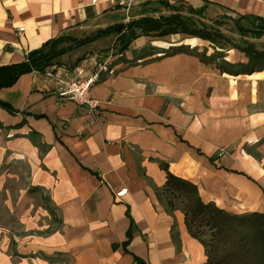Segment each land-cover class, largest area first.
<instances>
[{"label": "crops", "instance_id": "0c3cea01", "mask_svg": "<svg viewBox=\"0 0 264 264\" xmlns=\"http://www.w3.org/2000/svg\"><path fill=\"white\" fill-rule=\"evenodd\" d=\"M162 1L203 8L206 21L264 19V0L145 2ZM140 4L126 12L111 0H0V67L22 62L62 34L80 38L127 23L139 17ZM183 37H139L109 55L113 73H102L90 90L100 102L95 112L57 99L39 73L0 91L15 111L0 108V166L26 165L27 192L43 189L61 219L50 235H17L11 253L5 243L0 264H51L60 257L68 264H205L183 214L167 212L156 197L165 182L161 163L196 186L204 204L235 216L264 215V70L232 76L192 55H165L186 43L209 44ZM88 49L63 57L61 66L83 56L78 66L93 70L101 55ZM225 61L247 58L227 50Z\"/></svg>", "mask_w": 264, "mask_h": 264}, {"label": "trees", "instance_id": "16d2710c", "mask_svg": "<svg viewBox=\"0 0 264 264\" xmlns=\"http://www.w3.org/2000/svg\"><path fill=\"white\" fill-rule=\"evenodd\" d=\"M138 18L127 23H118L84 37L62 34L44 42L39 48L29 51L22 62L0 67V91L15 84L18 78L28 73L42 74L45 70L61 66L63 57L102 39L113 37L115 53L128 50L139 37L162 40L168 36L181 35L200 39L210 44L214 52L202 53L197 48L185 45L171 47L164 53L186 54L197 57L207 65H214L220 72L232 76L250 74L264 70V50L258 49L255 41L264 40V19L255 16L230 18L220 16L206 21L204 9H192L183 4L144 2L140 4ZM163 12H166L164 14ZM230 23L236 37L227 36L222 27ZM220 50V51H217ZM227 50H236L245 55L246 64H230L224 60ZM83 56L75 60L77 67ZM0 108L9 113L15 111L0 100ZM165 182L156 192L158 201L167 212L180 211L189 234L204 248L205 264H264V215L258 213L243 216L230 215L213 204H204L196 186L168 172L164 164ZM28 193L40 194L49 214L50 224L45 232L37 235H50L60 229L61 219L43 189L32 187ZM131 232H127L130 239ZM127 242L123 243L126 246ZM135 260H138L135 258ZM141 263V262H140Z\"/></svg>", "mask_w": 264, "mask_h": 264}, {"label": "rangeland", "instance_id": "374dc122", "mask_svg": "<svg viewBox=\"0 0 264 264\" xmlns=\"http://www.w3.org/2000/svg\"><path fill=\"white\" fill-rule=\"evenodd\" d=\"M222 31L227 36L236 37L234 28L230 23L224 24ZM256 44L258 49L264 50V41L259 40ZM114 46V39H108L107 41L104 39L99 43L87 46L86 50L90 48L88 49L90 54L98 53L101 57H108L115 54ZM185 46L192 48L193 45L186 43ZM197 49L201 53L206 50L207 55L214 52L210 44L207 43ZM28 188L29 172L26 165L11 162L0 166V248L6 243L8 245L7 253L16 250L17 244L13 248L11 242L19 239L17 235L24 232H45L50 223V217L48 216V219L43 216L45 203L42 201L41 195L28 193ZM50 261L51 264H68L70 259L60 257Z\"/></svg>", "mask_w": 264, "mask_h": 264}, {"label": "built area", "instance_id": "2783aa9c", "mask_svg": "<svg viewBox=\"0 0 264 264\" xmlns=\"http://www.w3.org/2000/svg\"><path fill=\"white\" fill-rule=\"evenodd\" d=\"M147 0H111L116 8L130 11L134 6ZM22 31V29H19ZM96 61L93 70L88 71L82 66L65 67L57 66L45 70L42 77L51 86L53 95L57 99L72 101L78 106L85 107L90 112H95L100 102L90 97L91 88L100 80L101 74L111 75V56L95 57Z\"/></svg>", "mask_w": 264, "mask_h": 264}, {"label": "bare ground", "instance_id": "6f19581e", "mask_svg": "<svg viewBox=\"0 0 264 264\" xmlns=\"http://www.w3.org/2000/svg\"><path fill=\"white\" fill-rule=\"evenodd\" d=\"M15 158V157H14ZM13 159V158H12ZM17 159V158H16ZM19 159V158H18ZM22 159V158H21Z\"/></svg>", "mask_w": 264, "mask_h": 264}, {"label": "clouds", "instance_id": "9594fccd", "mask_svg": "<svg viewBox=\"0 0 264 264\" xmlns=\"http://www.w3.org/2000/svg\"><path fill=\"white\" fill-rule=\"evenodd\" d=\"M9 2H10V0H9Z\"/></svg>", "mask_w": 264, "mask_h": 264}]
</instances>
